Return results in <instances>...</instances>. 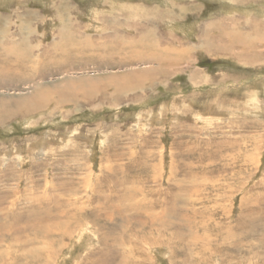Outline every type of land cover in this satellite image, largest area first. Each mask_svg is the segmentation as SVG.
I'll return each mask as SVG.
<instances>
[{"label": "rangeland", "instance_id": "obj_1", "mask_svg": "<svg viewBox=\"0 0 264 264\" xmlns=\"http://www.w3.org/2000/svg\"><path fill=\"white\" fill-rule=\"evenodd\" d=\"M0 264H264V0H0Z\"/></svg>", "mask_w": 264, "mask_h": 264}, {"label": "bare ground", "instance_id": "obj_2", "mask_svg": "<svg viewBox=\"0 0 264 264\" xmlns=\"http://www.w3.org/2000/svg\"><path fill=\"white\" fill-rule=\"evenodd\" d=\"M245 211V210H244ZM248 216V215H247ZM153 217H155V216H153ZM156 218V217H155ZM158 219V218H157ZM152 220V219H151ZM156 220V219H155ZM159 220V219H158ZM241 221V220H240ZM153 222V221H152ZM244 222V221H243ZM247 222V221H246ZM243 227H244V225H243ZM241 228H242V225H241ZM230 234V233H229ZM236 234V233H235ZM238 235V234H237ZM229 237V236H228ZM103 241V240H102Z\"/></svg>", "mask_w": 264, "mask_h": 264}]
</instances>
